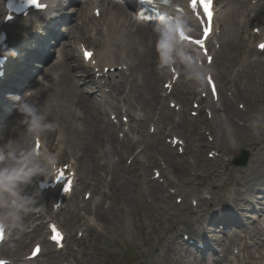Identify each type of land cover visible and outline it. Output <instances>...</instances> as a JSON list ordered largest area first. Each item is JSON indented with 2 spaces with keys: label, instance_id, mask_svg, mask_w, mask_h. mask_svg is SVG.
<instances>
[{
  "label": "bare ground",
  "instance_id": "obj_1",
  "mask_svg": "<svg viewBox=\"0 0 264 264\" xmlns=\"http://www.w3.org/2000/svg\"><path fill=\"white\" fill-rule=\"evenodd\" d=\"M49 5L50 10L52 8H55V0H46ZM93 1L94 0H89ZM171 5L167 6L164 9L165 14H181L184 15L187 21L190 23V25L195 29L196 32V23L192 17V14L190 13L188 6H187V0H170ZM233 3L238 5V0H232ZM128 7V5L121 6L120 8L123 9L124 15L125 10ZM133 7V6H132ZM58 8V7H56ZM248 10H246V3L245 7L243 9V12L241 13L242 19L237 21L236 23L241 26L243 22H251L255 23L257 25H262L264 28V18L258 17V11H253L250 9V5L247 6ZM60 10V8H58ZM135 10V9H134ZM182 10L184 14L180 12ZM3 11V10H2ZM0 10V16H3L4 13ZM106 13L108 14L109 11L106 9ZM139 17H136L134 15H131L130 11H127L126 17L124 15H114V16H106L108 18L107 28H103L104 35L107 38V43L104 47V51L102 56H99L95 60V65H93L94 74L93 76H90V74H87V77L81 78L83 80V83L87 87H91L93 89V92H95V97L97 96H104L106 93H118L120 92V88L126 87L127 89V95L124 96V94L121 95L122 102L130 108L140 107L141 109L138 110L140 112H146V119L151 120L152 122L155 121L157 117L163 118L164 120H168L174 112L169 110L168 108L165 109V100L166 98L160 97V85L161 80L163 79V73L160 70H158L157 67V54L155 51V36L153 33V26L157 23L155 20H153L151 23H148L143 21L140 18V12L135 11ZM37 17L31 18L36 19ZM132 18V19H131ZM30 19V18H29ZM28 25L27 21H24L21 23L20 27H25ZM245 26H247V23H244ZM234 26L231 24L230 28L226 29L224 32V35L222 36L223 41H225V46L223 44V52L222 55H217L215 58V75L217 82L226 83L225 82V76L222 77V73L226 71H231L235 68V66L238 64H235L234 62L239 61L236 57L230 56L227 45L229 42H231L232 34L231 31L233 30ZM256 28H253V31ZM70 37V36H68ZM264 37V35H263ZM251 38H255L254 32L251 33ZM264 41V40H262ZM264 42H260L257 46L261 45ZM245 44L239 45L244 46ZM255 49V51H254ZM252 48V44H249V55L245 58V63L241 66L239 73L235 77L234 83V91L232 95H225L224 93L220 92L219 90V101L221 100L222 96V103L221 104H215V102H211L212 106L215 107V110L212 111L215 115L213 123H215L216 128L219 133V138L221 142L223 143V146L225 145L226 141L225 138H227V135H230L232 138L233 134L231 130L227 131V134L225 133L226 128H224V125H227L228 127L238 129L240 132L250 131L251 129H247L246 127L242 128L239 125H237L238 119L243 115L246 116L244 112H241L236 107V100L238 97L247 99L248 98V86L249 82L251 81L249 73H251V70L249 69V66L251 65V61H257L258 55L256 52V48ZM154 51V54H153ZM246 51V50H245ZM240 54H243V51H239ZM155 58V61H154ZM259 63L264 66V58H259ZM121 67V69H119ZM70 64L65 60V64H59V65H53L51 67V70L54 74H56L57 78L53 85L56 83L63 81L65 76L67 75L68 69H70ZM97 69H100L99 72H96ZM106 69H108V72H106ZM117 70V71H116ZM20 71V69H11L10 65L8 66L6 72H5V81L7 78L15 79L16 74ZM72 71V70H71ZM21 73V72H20ZM100 76L99 79H97V76ZM248 75V76H247ZM83 76V75H81ZM183 76V74H182ZM116 77L119 83H121L120 86H117L116 88L109 89L110 84H113L110 81V78ZM184 77V76H183ZM185 78V77H184ZM190 85V89L192 93H196V90L198 89L196 86L193 85L191 81H188ZM75 77H71L69 80L67 78V81L63 84H60L59 86H53V92L54 89L59 88L61 86H65L66 88H72V86H76L75 84ZM56 87V88H55ZM205 88L202 90L205 92ZM52 90L49 92V95L52 93ZM73 90H71L72 92ZM79 92V91H78ZM82 94L84 93V90H81ZM203 92V93H204ZM225 96V98H224ZM96 101V100H95ZM73 103L77 104V107L79 108L80 112L77 113L74 116L75 122L73 125H71L70 129L72 130V140L71 142L74 144L77 153L74 154V156L79 161V164L83 167V170L86 175L90 176L92 175L93 170L97 167L96 166V155L99 153L100 160L105 161L106 163L111 164V175L116 176V171H119L117 180L119 191L122 193H125V200L127 204H138V202H142L143 199L145 201L147 198H151L152 204L147 203L148 206L146 210L150 212V219L153 221V223H159L161 220L158 219L157 216H161V218H172L174 216V213H179V215L176 216L177 220H180L179 222H175L173 220H169L166 223H162L160 225L159 231L161 233V236L158 239H155L153 237H148L145 241L144 245H138L136 248L137 256L133 260V264H144L147 261H150L151 257H155V259H164L167 264H213L208 263L205 260L202 261L203 258H200L194 254V252L201 251L198 246L201 244L199 240L193 239L191 242H187L184 240V238L181 237V234L187 232L190 235H194L196 233V229H193L194 226V219L191 216L193 212V207L189 204L188 200L185 201V211L181 212V209L177 207V205L172 204V199L174 196L179 195L180 193H167L165 192V185L161 184L160 182H156L151 180V172L153 169H159L160 164L155 162L151 156H147L146 162L142 163L140 160H138L137 156L132 157V171L136 172L138 168L142 170V174L137 175V189L133 192L126 191V187L129 184L127 180H124L121 178V168L122 164L126 162L128 159V155H131L132 151L139 145L143 144V140H139L137 142H132L129 140V138L124 139L123 141H120L118 138H115V129L114 126L106 121L103 122V119L99 116L98 110L100 108L94 106V101L91 99H86V102L88 104L90 102H93V110L96 114L93 113L91 105H85L83 100L78 96V94H75V99L72 101ZM40 109H44L47 107V104H38ZM161 109L159 110V108ZM159 111V112H158ZM101 114H104V112H99ZM20 116L19 113L16 112L15 108L11 111V117L14 119L15 117ZM145 118V117H144ZM11 119V120H12ZM134 125L130 127V130L132 132L137 133L138 135H143L147 131V125L146 122L143 120L142 116L139 114L133 115ZM189 120L184 117L181 121L178 122L176 128L179 129L177 132L178 135L181 136L179 138L184 142V144H187V147H189V153L188 150L184 151V155L182 157L176 154H174L172 151L165 150L168 148V146L165 144L162 138H158L157 134H150L152 138L154 139L156 143V147L160 149V153L162 155L161 161L169 165V169H172L171 175L178 177L176 180L180 182L183 180V182H187L188 178L191 176V170L192 165L188 160V157L191 156L194 157L197 160V171L199 169H205L206 174H210L211 172H216L219 168V157L217 159L214 157L210 160H208L207 154L208 152L212 151L213 148H216L217 141L215 139H212L210 142L209 138L203 135L198 127L196 128L195 132L187 133L185 130L188 126ZM205 122L210 127V124L208 122V119L205 118ZM162 123V121H161ZM180 129H183L182 132ZM4 128H0V144H3L6 142V140L9 138V134L4 131ZM253 130V129H252ZM4 131V132H3ZM176 131V130H175ZM101 133L102 135V142L98 143L96 140L97 134ZM162 131H159V134H161ZM258 133V131H257ZM164 134V133H163ZM258 134H261L260 132ZM19 135L22 137V133H20V129L17 128V132L12 135V137H15ZM253 141L255 140V137H252ZM195 139H199L200 145H195ZM98 148V151L97 150ZM260 147V146H259ZM227 149L226 147H224ZM72 149V148H71ZM171 150V149H170ZM73 151V150H72ZM73 151V152H76ZM92 151V154L90 155V152ZM130 153V154H129ZM169 153V154H168ZM186 154V159H184ZM90 155V156H89ZM118 158L119 163H115L116 159ZM144 159V158H142ZM181 159V160H180ZM264 160V157H263ZM264 161H262V164ZM78 164V163H77ZM263 167L261 166L257 170V178L256 181H260V184L264 183V180L261 178ZM163 177L166 178L167 174L162 171L160 172ZM202 177V176H201ZM115 179V181H116ZM97 181V178L94 180V182ZM172 182V180H169ZM255 181V183H256ZM212 182H218L216 179L212 180ZM175 183H172L170 188H174ZM111 191V190H110ZM148 192V193H145ZM187 195L190 194V191L187 190ZM194 198L197 201V204L195 205V208H198L203 205V199L198 194H193ZM105 198L103 197L97 204L94 209V219L93 223L96 225V229L89 228V244L92 246L94 240L98 241L95 246L96 248L101 251V249H117V242L119 240L117 234V227L121 223L123 219V215L126 214V209L121 208V214H118L114 208V206L110 205L105 207ZM142 202L141 204L145 203ZM165 201H168V203H165ZM161 202V203H160ZM160 203V206L157 204ZM155 204L157 207H159V210H154ZM177 207V208H176ZM89 212V209L87 210V214ZM188 214V215H187ZM73 216H79V209L76 208L72 212ZM145 218L144 211L140 212L139 220L140 222H143ZM31 220V217L29 218ZM117 222H119L117 224ZM183 222L185 224H183ZM117 224V225H116ZM148 225L151 226V222L148 221ZM113 232L114 239L110 237L109 232ZM143 233V227L141 226V234ZM261 234L260 231H257L254 233V236L257 237ZM26 232H23L21 237L25 238ZM158 233L155 234V237L157 238ZM252 238V237H250ZM181 241H183V244H181ZM20 243V242H19ZM49 244L47 243L46 246ZM264 244L261 245H253L255 247V250H258L259 247H261ZM15 244L16 251L14 252L12 249H8L7 253L9 254V257H11L15 262L19 261L21 252L20 247ZM183 247V252H180V248ZM187 248V249H186ZM203 249V248H202ZM187 250V251H186ZM148 252V253H147ZM259 254V253H258ZM262 255L259 254V257H255L253 255H250V261L247 262V264H254L258 259H261ZM77 264H88V262H82V261H76ZM23 264H31L29 261L27 263ZM149 264V263H148Z\"/></svg>",
  "mask_w": 264,
  "mask_h": 264
},
{
  "label": "rangeland",
  "instance_id": "obj_2",
  "mask_svg": "<svg viewBox=\"0 0 264 264\" xmlns=\"http://www.w3.org/2000/svg\"><path fill=\"white\" fill-rule=\"evenodd\" d=\"M245 1L247 2V0H240L239 4L236 5L235 3H232L231 0L227 1V0H219V5H220V12L219 16H218V23L221 25L222 30L225 32L226 29L230 28L231 24L234 26L233 30L231 31L230 34H232L231 37V42H229V44L226 46L227 50L230 54V56L232 57H236L237 59H239V56L241 55L239 51H244L245 49L248 50L249 49V45L248 42L250 39H248L249 35L246 34V30L248 27H241L239 25V23L237 24L236 22L239 21L240 19H242L241 17V13L243 12V9H241V7H243V3H245ZM229 3H231V5H229ZM247 10V7H246ZM64 30V29H63ZM245 40L247 41V43L245 42ZM223 41V39H222ZM91 44H95L94 41L90 40ZM254 43V41L252 42ZM245 44L244 46H240ZM154 54V51H153ZM73 59H77V61L80 63V60L77 58V52L76 50H74V54H73ZM243 60V59H242ZM242 60L236 61L234 62V66L235 64H237L239 62V65L237 66L238 68H240L242 65L240 64L242 62ZM155 61V58H154ZM77 65V64H76ZM256 75L255 77L251 80V85L249 86V89L252 90V93L250 94L249 99H240L239 100V104H242V106H246V108L250 110V113L253 115V117L255 116H264V69L263 68H258L255 71ZM81 72H77V78L78 80H75V84L76 86H72V88H66L64 89L65 86H61L59 88L54 89V92L52 91V93L50 95L44 96L43 98L39 99L37 104H47V107H45L44 109H42L41 111L46 115L47 120L49 122L54 123V125H56V127L53 130H50L48 132H46L44 135L46 137V140L48 141H53L54 138L57 136L56 133L58 131H60L62 134L65 133V127L67 128L68 131V142L70 141V151H76V148L74 146V144L71 142L72 140V130L70 129L71 125L74 124L75 119L74 116L80 112L79 108L77 107L76 103H73L72 101L75 99V94L81 98V100H83L85 105H88L92 107L93 110V102H90L88 104V102H86V99H91L94 95L93 93L90 91L91 89L87 86H85V84L83 83V80L81 79ZM225 76V80L228 81L231 77H232V72L229 73V71H226L222 73V77ZM234 85V83L232 84V86ZM71 90H73L71 92ZM81 90H84V93L82 94ZM79 91V92H78ZM179 92H182V88L179 89ZM99 100V99H98ZM92 101L93 98H92ZM102 101V100H100ZM36 103V102H33ZM97 106V104H95ZM99 108H101V106L98 103ZM194 109L191 107V103L189 105H187L184 108V111L186 112L185 115L187 118L190 119V111ZM93 113H95V111L93 110ZM1 117V116H0ZM181 117V116H180ZM12 117H8L6 118V115L3 114L2 115V120L4 122V124L1 123L0 121V128H4L6 132H8V130L10 132L13 133V127L16 126L18 124V121L20 119H22V116H18L15 117L14 119H12ZM174 120V118H173ZM252 121V120H250ZM11 123V125H10ZM172 123L174 124L175 121H172ZM189 124V122H188ZM264 127V123L261 124ZM190 127H192L191 124H189ZM188 126V128L185 130L187 131V133H189V131L191 130V128ZM224 128H226L225 133L227 134L228 130H231L233 136L232 138L230 137V135H227V138H225V145L223 146L222 143V148L224 149V151L227 153L229 159H230V165L227 167V170H229L230 172L234 173H240L239 177L247 180V184H246V189H245V193L247 194L246 197L243 198V200H251V198H255L257 197V201L260 202L258 208H260V210L264 211V200H263V195L260 193L261 188H264V183L260 184V181H256V178L258 176L257 174V170L262 166L263 169L262 170V175L261 178L264 180V163L262 164L263 157H253L252 153L249 149V146L246 145L243 142L244 137L246 136V134H243L242 132H240L238 129H234L231 127H228L227 125H223ZM17 128L20 129V133H22V137L29 139L31 141V138L28 137V134L26 133V131L24 130V127L22 125H19L16 127L15 132H17ZM217 129V128H216ZM217 130H220L219 127ZM3 131V132H4ZM181 131L183 132L184 130L181 129ZM219 134V133H218ZM257 135H255V137H257ZM96 140L98 143L102 142V135L101 133L97 134L96 136ZM197 145H200V143H198ZM224 147H226L227 149H225ZM97 147V150L98 151ZM72 151V152H73ZM246 151L249 154V160L247 163V166L245 168H247L246 170H242L244 168H237L234 165V160L235 158L241 154V152ZM73 153H77L73 152ZM92 154V151L90 152V155ZM98 154V153H97ZM156 154H158V152H156ZM67 156H69V154H66ZM89 155V156H90ZM66 161V160H64ZM98 161V158L96 157V163ZM108 167L106 168H102V167H98L97 169L95 168L92 172L93 175H97L98 179L101 178V176L104 174V171H106ZM128 168V167H127ZM122 169L123 172L121 173L123 175L122 179L125 180H130V181H135L137 183V179H136V173L135 172H127L124 171V165H122ZM96 170V171H95ZM201 173L206 172L205 169H200ZM153 176V175H152ZM170 177V176H169ZM208 178V176L206 177ZM204 177H202V179H200L198 182H195L193 180V177L189 178V182L187 184V186H185L182 190L183 193L187 195V190L189 189H193L196 193H199V190L204 189L206 187L211 188L212 186H215L216 184H220V183H224V186L228 189L229 186H235L240 187V185L233 180L230 181H220V182H212L210 179H206ZM82 185L83 190L80 193V198L79 200L74 199L72 202L68 203V209H70L72 207V205L75 203H80V202H84L82 201V198L84 196V190L86 189L85 185L86 183H88V180H86L83 176H82ZM98 181V180H97ZM256 181V183H255ZM97 188H100V186H95L94 189L96 190ZM138 190L137 189V184H129V188H126V191H130L133 192L134 190ZM92 190V188H91ZM190 191V190H189ZM113 192L115 195V199L117 202H121L123 201L126 204L127 207V212L126 214L129 212V214L131 215L130 217L128 215L123 216V224L120 223L117 227V236L118 238L123 242V244L125 245L126 251L127 252H116V250H106V249H101L100 254L98 255L97 252H89V256L87 257V260L89 261L90 264H133V260L136 258L137 256V251L136 248L138 245H144L145 241L148 237H153L155 239H158L161 236V233L159 231L160 225L162 223H166L168 222L167 220L162 219L159 223H153V221L150 219V212H148V210H146L149 200L151 198H147V200L145 201V199L142 200V202L145 201V203L141 204L140 202H138V204H127L126 200H125V193H122L119 191V187L118 184H115L113 186ZM206 192V191H205ZM148 193V192H145ZM93 194V193H92ZM122 203V205H124V203ZM177 204L178 200L176 199ZM218 202L220 204L219 207H223L226 204V199L224 198H219ZM87 203V201H86ZM249 206H252L251 203H248ZM158 206H160V204H157ZM154 206V210H159L160 208L157 207L155 204H153ZM211 208V204L207 203L206 206L203 207L201 214L203 215H208L209 211ZM243 208V207H242ZM252 207H248L245 206V209L241 212L240 214V221L245 222L247 220V216H252V213H250V209ZM137 211L138 215H133V213ZM144 211L145 214V218L143 220V222H140L139 220V215L140 212ZM83 212L85 213V211L83 210ZM82 212V213H83ZM184 212V211H182ZM83 215V214H82ZM175 215H178L177 213ZM59 222L62 224V226L64 227L65 230H67L68 233L73 234V237L70 238V250H74L77 249L76 245L81 248L80 244L77 243L78 241L76 240V230L78 228L79 225V221L83 220L84 223L89 224V218L87 215L85 216H81L78 219L76 218H70L67 219L65 215H61L58 218ZM148 221L151 222V226L148 225ZM195 221V220H194ZM253 221V220H252ZM205 223V218L201 221H199L197 223V225L193 226V229H197L198 226H202ZM248 223V221H247ZM141 226L143 227V233L141 234ZM75 232V233H74ZM158 233L157 238L155 237V234ZM218 234V233H217ZM229 237L231 236V234H228ZM219 240H222L220 243L222 244V250L221 252H216L218 254H216L217 257L219 258H223L226 252V248L230 247L229 246V240L225 239L221 234L217 235ZM253 243H261L259 239L254 240ZM13 241H11L8 246L6 247V249H4V251H6L8 248H13ZM30 243L27 241L26 245L23 247V250H25L23 252V256L27 253L26 251L29 249ZM10 248V249H11ZM215 248H221L220 245L217 244V246ZM255 254H258L259 252L264 254V246H261L259 248L258 251H252ZM148 253V252H147ZM233 253V252H231ZM230 253V254H231ZM194 254H196V252H194ZM211 254V253H209ZM207 256V255H206ZM249 257L248 252H238V253H233V258L232 261L234 260L236 263L235 264H245V260H247V258ZM207 258V257H205ZM204 258V259H205ZM208 260V259H207ZM209 261V260H208ZM73 262V258H71L70 252H60L57 255V258H54V255L52 254V252H45L44 256L42 257V260L39 264H72ZM163 264L164 262L162 261V259H155V257H151L150 261H147L145 264ZM258 264H264V258L260 259L257 261Z\"/></svg>",
  "mask_w": 264,
  "mask_h": 264
},
{
  "label": "clouds",
  "instance_id": "obj_3",
  "mask_svg": "<svg viewBox=\"0 0 264 264\" xmlns=\"http://www.w3.org/2000/svg\"><path fill=\"white\" fill-rule=\"evenodd\" d=\"M152 30L158 70L166 73L175 68L198 89L205 88L211 69L203 63L201 54L190 48L184 39L196 35L185 16L161 15ZM37 81L42 87L26 89L21 95L13 97L16 101L14 108L22 116L13 131L22 125L31 141L17 135L0 144V231L5 236L11 235L13 231H22L24 217L45 207L41 202L42 193L57 177L56 155L43 144L37 146L35 143L37 138L56 127L47 120L39 105L30 99L34 94L41 93L38 90L45 88L43 77H37ZM262 122L264 116L257 117L251 127L258 131Z\"/></svg>",
  "mask_w": 264,
  "mask_h": 264
},
{
  "label": "snow or ice",
  "instance_id": "obj_4",
  "mask_svg": "<svg viewBox=\"0 0 264 264\" xmlns=\"http://www.w3.org/2000/svg\"><path fill=\"white\" fill-rule=\"evenodd\" d=\"M27 2L31 5H35L36 7H41L42 5L40 3H38V0H27ZM163 2L165 4H169L170 3V0H163ZM202 6L203 7V10H204V13L206 14L207 18H208V21L211 22L212 20V3H213V0H190V4H191V7L193 9L197 8V5ZM212 31V28H211V25L209 24V27H206L203 29V32H204V38H207L209 33ZM184 39L190 43H193L195 45H198L200 46L201 48L204 47V42L205 40L204 39H193L191 36H188V37H184ZM264 47V46H262ZM85 56L86 58H91L93 56V53L91 52H86L85 53ZM209 62H211V57H209ZM208 82L210 84H212V77L209 76L208 77ZM213 92L215 93V86L213 84ZM62 176V174H61ZM61 176H58L57 179H60ZM55 232V230H54ZM61 235L59 232H55V234L52 236V239L53 240H57L59 241L61 239ZM4 239V233L3 231H0V241H2ZM36 251H39V249L37 248L36 250H34V254ZM0 264H4L3 261H0Z\"/></svg>",
  "mask_w": 264,
  "mask_h": 264
}]
</instances>
